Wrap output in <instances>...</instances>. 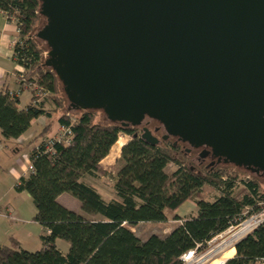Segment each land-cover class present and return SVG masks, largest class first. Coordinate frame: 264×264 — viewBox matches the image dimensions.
<instances>
[{
    "label": "trees",
    "instance_id": "trees-1",
    "mask_svg": "<svg viewBox=\"0 0 264 264\" xmlns=\"http://www.w3.org/2000/svg\"><path fill=\"white\" fill-rule=\"evenodd\" d=\"M41 8V0H0V10L17 25L13 57L22 68L13 95L0 85V144L19 138L33 120L53 112L60 113L58 125L69 127L71 136L69 141L58 140L42 131L29 142L41 138L29 153L33 169L16 188L33 199L34 220L44 228L42 247L28 250L16 238L0 242V264H181L182 254L238 222L246 208L259 209L264 191L260 176L251 170L240 172L226 164L188 166L176 155H183V142L176 137L162 135L159 143L151 144L138 126L97 122L96 109L75 113L71 105L65 106L63 83L46 62L50 48L37 35L48 20ZM24 88L31 89L32 99L20 107ZM122 132L131 137L126 143L119 139ZM115 144L122 148L121 165L113 176L117 198L107 199L85 177L107 173L102 161ZM171 163L177 168L167 173ZM206 188L218 190V195L208 199ZM64 193L79 200L82 212L59 201ZM188 200H194L198 213L181 217L176 211ZM169 215L181 221L165 236L152 234L143 240L129 227L167 222ZM59 239L70 244L67 252L57 245ZM235 249L226 264L264 262V224Z\"/></svg>",
    "mask_w": 264,
    "mask_h": 264
},
{
    "label": "water",
    "instance_id": "water-1",
    "mask_svg": "<svg viewBox=\"0 0 264 264\" xmlns=\"http://www.w3.org/2000/svg\"><path fill=\"white\" fill-rule=\"evenodd\" d=\"M41 1L37 35L71 106L159 121L164 139L264 175V0Z\"/></svg>",
    "mask_w": 264,
    "mask_h": 264
},
{
    "label": "crops",
    "instance_id": "crops-1",
    "mask_svg": "<svg viewBox=\"0 0 264 264\" xmlns=\"http://www.w3.org/2000/svg\"><path fill=\"white\" fill-rule=\"evenodd\" d=\"M16 37V22L14 20H8L7 16L0 10V85L7 87L11 91H17L21 84L18 72L21 71L22 68L16 63L13 57V47ZM12 79L15 81L18 88L16 85H11ZM31 99L27 104L31 102ZM26 105L19 104L20 107H25ZM33 122H35V120H33ZM33 122L29 129L17 138V140H19L17 142H20L19 146L15 148L7 146V142L12 139H5L4 142L0 144V207L2 209L0 213V242L9 244L11 238H16L21 242L22 246L28 250H37L42 247L41 235L44 233V228L39 222L34 220L36 206L32 197L26 190H17L16 185L19 183L22 176L28 174L29 153L34 145L38 144L41 139L39 138L40 140L36 139L31 143L29 142L42 131L46 133L48 129L47 126L49 125L45 126V128L38 133H36V131L30 132ZM58 131H60L59 125L53 136H55ZM24 146H27V151L24 150ZM93 186L96 187L95 185ZM64 194L59 196L60 202ZM6 198L7 201H5ZM177 214L179 215V213ZM57 245L63 252H67L69 249L68 247L66 250L65 248H61L60 239L57 240ZM235 253L236 249L231 248L225 252L224 258L233 257ZM259 264H264V262Z\"/></svg>",
    "mask_w": 264,
    "mask_h": 264
},
{
    "label": "rangeland",
    "instance_id": "rangeland-1",
    "mask_svg": "<svg viewBox=\"0 0 264 264\" xmlns=\"http://www.w3.org/2000/svg\"><path fill=\"white\" fill-rule=\"evenodd\" d=\"M39 44L42 46V48L47 49L46 43L44 41L40 40ZM45 54H47V51L45 52ZM11 85L12 86L16 85L13 79L11 80ZM16 87L18 88L17 85ZM63 88H64V84H63ZM63 88L61 85L62 91L60 92V95L65 98V103H66L65 106H67L68 104L71 105L68 95L67 94L65 95L66 92L64 93L65 88H64V91H63ZM21 94H20L21 95L20 103L22 105H26L31 99V90L29 88H25L24 91L21 92ZM71 107L73 111L75 110L74 111L75 113L79 112L78 108H74L73 106ZM66 109H68V107ZM95 113H96L95 121L105 122V123L112 122L103 110H97ZM59 114L60 113L53 112L51 116H42V117L35 119V122H33V126L31 127L30 132L36 131V133H38L39 131H42L45 128V126L49 124L51 126L47 129L45 136H49V137L53 136L58 127L57 118ZM143 125L149 128L152 131V133L158 138H160L163 134H165L164 126L159 121H156V120L153 121L152 119L146 118L144 120ZM157 126L161 128L159 132H156ZM0 136H2L1 130H0ZM130 138H131L130 135L123 133V132L120 133L119 135V139L124 140L125 143L128 142ZM17 141L19 140L13 138L12 140L7 142V146L9 147L12 146L13 148L17 147L19 146V143H20ZM24 148H25L24 150L27 151V146H24ZM187 148H189L188 145H183L181 148V152L183 153V155L181 156L179 154H176V155L180 159L184 160L188 166H194L196 168H199L201 166H210V163L213 160L211 157H206L204 158V160L201 161L199 159L201 150H189L188 151ZM121 149L122 148H119L117 144H115L113 148L111 149L109 155L105 158L103 162V166L105 167L107 171L106 174H101L98 177H92V176L85 177V180L95 185L97 189L99 190V192L107 199L117 198V194L113 186L114 184L113 176L116 175L117 170L121 165V160H120ZM225 164L226 166L229 165L231 168L240 170V172L245 171L244 166H239L238 168L237 165L231 162L220 163L219 165H225ZM176 168H177L176 164L171 163L167 166L166 172L172 173ZM259 176H260L262 189L264 191V175L260 174ZM218 192H219L218 190L211 189V188L210 189L206 188L205 190V193L207 194V198L210 200H212L216 195H218ZM5 201H7V198ZM61 202L66 204V206L71 209H74L78 212H82L80 208L79 200L75 198L74 196H72L70 193H65L61 199ZM176 213H179L181 217H187L192 214H197L198 209H197V206L194 200H188L179 208L178 211H176ZM179 221L181 220L174 219L172 215H169L167 222H163V223L140 222L135 226H129V227L137 236H139L140 238L144 240L152 234H158L161 236L167 235ZM60 246L61 248H65L66 250L67 247L69 248L70 244L67 241L60 240ZM33 250H36V249H33ZM229 259L231 258H228V260Z\"/></svg>",
    "mask_w": 264,
    "mask_h": 264
},
{
    "label": "built area",
    "instance_id": "built-area-1",
    "mask_svg": "<svg viewBox=\"0 0 264 264\" xmlns=\"http://www.w3.org/2000/svg\"><path fill=\"white\" fill-rule=\"evenodd\" d=\"M13 95V91H10ZM71 130L69 127H61L60 132L55 135L58 140L69 141ZM50 146V145H49ZM29 158L28 171L33 169V164ZM2 209L0 207V213ZM243 217L227 229L213 236L204 246L189 250L181 255V264H226L228 258L224 259L225 252L239 241L253 233L260 225L264 224V203L256 211L246 208ZM239 234L235 240H230L232 235Z\"/></svg>",
    "mask_w": 264,
    "mask_h": 264
},
{
    "label": "flooded vegetation",
    "instance_id": "flooded-vegetation-1",
    "mask_svg": "<svg viewBox=\"0 0 264 264\" xmlns=\"http://www.w3.org/2000/svg\"><path fill=\"white\" fill-rule=\"evenodd\" d=\"M152 120H153V119H152ZM153 121H154V120H153ZM143 123H144V121H143ZM143 123H142L140 126H138V127H139V130H142V133H143V129L146 127L145 125H143ZM132 127H135V126H132ZM160 130H161V128L157 126V127H156V132H159ZM142 133H141V134H142ZM176 139L179 140L178 137H176ZM182 142H183V141H182ZM183 145H188V146H189V148H187L188 151H189V150H201V152H200V157H199V159H200L201 161L204 160V158H206V157H211L213 160L211 161L210 165H212V166L219 165L220 163H229V162H226V161H225V158H224V157H220V156L213 155V154H212V151H211V148H209V147H204V146H199V147H197V146L192 145V144H190V143H188V142H183ZM206 150L209 151L208 154H207L205 157L201 156V154H202L203 152H205ZM201 164H202V163H201Z\"/></svg>",
    "mask_w": 264,
    "mask_h": 264
},
{
    "label": "bare ground",
    "instance_id": "bare-ground-1",
    "mask_svg": "<svg viewBox=\"0 0 264 264\" xmlns=\"http://www.w3.org/2000/svg\"><path fill=\"white\" fill-rule=\"evenodd\" d=\"M238 236H239V234H237V235H232L230 240H235L236 238H238ZM231 248H235V246H232V247H230L229 249H231ZM229 249H228V250H229ZM228 250H227V251H228Z\"/></svg>",
    "mask_w": 264,
    "mask_h": 264
}]
</instances>
